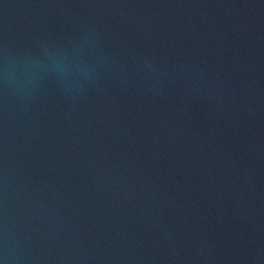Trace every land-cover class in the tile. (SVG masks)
I'll return each mask as SVG.
<instances>
[{"label": "water", "instance_id": "water-1", "mask_svg": "<svg viewBox=\"0 0 264 264\" xmlns=\"http://www.w3.org/2000/svg\"><path fill=\"white\" fill-rule=\"evenodd\" d=\"M0 264H264V0H0Z\"/></svg>", "mask_w": 264, "mask_h": 264}]
</instances>
